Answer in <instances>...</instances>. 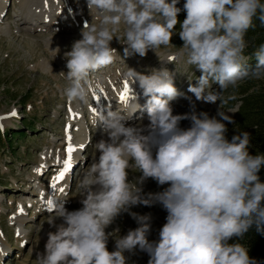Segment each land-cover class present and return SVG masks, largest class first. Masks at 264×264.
Listing matches in <instances>:
<instances>
[{
    "label": "rangeland",
    "instance_id": "obj_1",
    "mask_svg": "<svg viewBox=\"0 0 264 264\" xmlns=\"http://www.w3.org/2000/svg\"><path fill=\"white\" fill-rule=\"evenodd\" d=\"M17 1L3 0L0 11V129L10 131L15 148L0 146V264H148L168 253L182 228L221 219L222 206L197 195L200 186H223L211 141L217 127L233 128L242 92L264 88V70H243L250 45L240 30L224 35L215 26L198 28L191 22L199 13L194 0H102V29L96 22L74 23L72 2L85 11L87 0H67L71 8L59 0L65 17H56L52 27L39 20L21 22L17 14L8 17ZM9 19L21 31L12 26L2 33ZM24 36L39 47L24 45ZM48 39L65 47L62 64L55 61L62 74L52 71L51 62L44 66L50 59ZM84 39L100 66L82 62L78 75H99L111 92L115 82L125 89L119 100L127 105L113 102L101 112L111 128L85 123L90 129L76 154L80 162L73 164L64 184L69 188L59 197L66 205L53 210L42 207L37 194L56 168L38 169L43 156L51 157L47 165L52 166L67 148L59 144L70 106L66 81L72 63L82 58ZM106 47L110 53L102 58ZM120 75L130 80L122 84ZM145 85L156 87L155 99H143L146 105L131 121L118 123L116 117L123 119L126 107L132 112ZM147 113L155 120L145 122ZM115 149L126 155V165L115 162ZM93 160L109 168H88ZM26 187L33 193L22 196ZM34 198L40 201L32 205ZM20 206L27 213L18 224L13 217ZM148 213L156 214L154 222Z\"/></svg>",
    "mask_w": 264,
    "mask_h": 264
},
{
    "label": "trees",
    "instance_id": "obj_2",
    "mask_svg": "<svg viewBox=\"0 0 264 264\" xmlns=\"http://www.w3.org/2000/svg\"><path fill=\"white\" fill-rule=\"evenodd\" d=\"M194 1L199 13L192 23L215 26L224 35L238 28L250 45L243 70H264V0ZM242 95L233 128L217 127L211 141L223 186L197 191L206 203L222 206V218L199 229L182 228L168 253L148 264H264V88ZM9 135L0 129V146L15 149Z\"/></svg>",
    "mask_w": 264,
    "mask_h": 264
},
{
    "label": "bare ground",
    "instance_id": "obj_3",
    "mask_svg": "<svg viewBox=\"0 0 264 264\" xmlns=\"http://www.w3.org/2000/svg\"><path fill=\"white\" fill-rule=\"evenodd\" d=\"M64 1L67 3L66 4L64 2L66 7L68 6V8H71L70 3H68L67 0ZM59 3H60L59 0H18L17 3L14 5V9L15 11H17L16 14L18 15V17H20L21 22L39 20L40 23H43L48 27H52V24H54L56 17H65V9L62 8L63 6L59 5ZM72 4L74 6L75 12L77 13L76 17L74 18V23L76 25H78L79 23L92 24L93 22H96L100 25V28L102 27L101 24H103V21L106 20V18L102 17L103 15L102 8L104 6V2L102 0H87L85 11H83V6H81L80 4H75L74 2H72ZM4 7L5 6L3 5V0H0V11ZM15 19H17V17ZM12 26L17 27V29L21 31L19 29V23H17V21H11V19H9L7 23L4 24V26H2L1 32L7 34ZM58 40L59 43H61V41L65 40V36L58 38ZM31 41L32 40L29 36L23 37L24 45H27L29 47L36 45L37 48L39 47L37 43L35 45H31ZM49 41H50L49 39L46 41V47L48 49V55L50 56V59L49 61H44V66L47 67L49 62H51L50 64L52 71L57 72L58 74H62V70H61L62 67H59L57 64H55V61L59 62L60 65L62 64V62L59 59V55L65 53L64 52L65 47L62 46L61 44H58L57 46H52L51 44H49ZM88 43H89V39H84L82 41V45L84 48V53L82 55V58L78 60V62L77 61L73 62L72 68L68 71L71 73L70 79L66 81V83L68 84L67 96L70 99V106L67 108L66 111V116H67V121L65 124L66 131L61 141H59V144H66L67 148H65L63 152H60L59 158H55L54 160V162L56 163L55 165L53 162L50 163V165L52 166H48L47 162L49 159H51V157H49L48 155L43 156V164L38 169V171L40 170L44 171L47 170L48 168L50 169L56 168L55 171L50 173L49 175L50 181L47 184L46 189L41 190V192L37 194V198L39 197L43 199L40 205L44 208L47 207L49 209L55 210L60 208L61 206L66 205L65 202L59 201V197L62 196V193L65 191V189L69 188V186H64V184H66L67 179L70 177L72 170L74 169L73 164L80 162L79 159H76V154L86 144L87 137L85 130L90 129L89 127H86L85 123L88 120H90L91 123H96L100 125V127L103 126L105 128H111V125L108 123V121L102 120L101 112L103 111L107 112V108H109V106L113 102H119L120 103L119 105H127L125 101L120 102L119 100V97L121 95H125L126 93L124 92L125 89L124 90L120 89L119 85L115 87L116 85L115 82L111 83L110 85L111 88H113V92H111L104 85H102L101 83L102 78H99V75L91 74V72L89 73L88 77L87 76L83 77L78 75L79 68L81 67L80 64L82 62L84 63V67L87 66L95 67L96 65L100 66V64H98V61L100 60L96 58L95 52L86 49ZM109 53H110L109 48L106 47L102 58L107 57ZM68 57L71 61L75 60L74 57L71 56ZM95 59L97 60L95 61ZM119 79H121L122 84L130 80L125 77L123 78L121 75ZM62 82H65L64 78H62ZM143 87L146 88L143 94L137 98L135 102V107L132 109V112L129 111V108L126 107L128 112L124 115L123 119L116 117V121H118V123L131 121L133 116L137 115L139 111H141L146 105L143 102V99H146L148 101L155 99L153 95L156 92V87L154 85L152 86L145 85ZM117 109H119V107H117ZM124 110L125 109H123V111ZM87 114H89V119H87ZM102 115L104 114L102 113ZM143 118H145L144 119L145 122H151L155 120V117L149 115L148 113L145 114ZM107 135L109 139L108 142H110V137H111L110 133H107ZM116 146L119 148L125 147V145H119V144H116ZM112 157L115 159V162L118 165H126V162L122 160L124 157H126V155L121 154L118 150L116 149L114 150V152L112 153ZM102 161H112V160L110 158L107 159L103 158ZM90 167H92L93 170H101V171H106L109 168L106 165H102V166L98 165L95 160H93L92 163H88V168ZM61 182H63V184H61ZM25 191L26 194H22V196L28 195L29 193H33V190L29 188L27 189V187ZM39 201H40L39 199L34 198V201L31 204L33 205L34 202L38 203ZM69 212L70 210L66 209V213ZM24 215L25 213H23L20 206L19 210L15 213L13 217V221L18 224L22 223L24 221ZM64 220L65 219L60 220V223L62 225H66ZM20 234H22L21 229L19 230V235ZM62 261L63 260L61 259L60 262L62 263Z\"/></svg>",
    "mask_w": 264,
    "mask_h": 264
}]
</instances>
